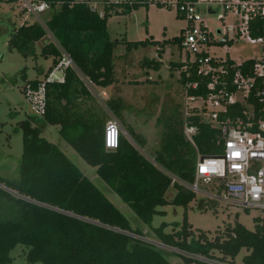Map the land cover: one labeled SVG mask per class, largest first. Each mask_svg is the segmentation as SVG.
I'll list each match as a JSON object with an SVG mask.
<instances>
[{"label":"trees","instance_id":"obj_1","mask_svg":"<svg viewBox=\"0 0 264 264\" xmlns=\"http://www.w3.org/2000/svg\"><path fill=\"white\" fill-rule=\"evenodd\" d=\"M0 1L18 4V0ZM37 1L50 6L49 19L42 23L36 19L32 24L14 28L9 47L25 58H52V64L45 73L39 71L35 80H27L23 93L26 85L36 86L47 76L61 56L60 48L71 56L77 70L68 69L62 84H46L42 125L36 119L16 123V130L22 135V155L11 160L6 175L0 172V264H13L11 253L20 245L27 249L29 264H172L164 249L134 238L146 236L58 145L42 136L45 125L60 126L61 135L71 148L88 166L96 169L98 179L147 227L152 226L154 215L166 214L161 210L163 207L171 205L185 209L183 222L177 223L172 232L165 231L166 223L158 228L151 227L158 242L221 264H236L245 250L247 255L242 264H264V219L256 218L254 231L236 222L228 225L223 235L211 239L202 230L194 231L188 221V208L197 201V195L173 183V176L194 182L198 154H222V135L214 123L199 115L186 118L189 125L198 129L195 148L186 140L182 129H178V122L173 121L165 132L164 145L154 153L152 161L140 151L146 148L145 139L125 121L124 100L121 97L108 99L105 102L107 113L93 98L85 82L102 88L118 83L114 51L121 44L128 53L157 46L161 57L165 43L113 41L109 37L108 20L113 14H129L142 6L112 5L100 18L90 12V0ZM50 35L56 42L49 38ZM173 42L180 44L181 37ZM232 65L237 64L231 59L212 63L213 68L224 66L229 74ZM250 65L253 61L245 60L239 67L246 69ZM140 66L158 71L162 63L144 59ZM170 68L180 72L184 86L187 82L198 84L197 88L189 89L187 95L209 97L211 91L207 87L215 72L200 74L197 63L184 61L171 62ZM220 81L221 76L218 77ZM228 86V92L235 91L231 84ZM254 103L259 106L256 100ZM242 111L238 103L229 105L220 119L236 118ZM110 114L126 126L120 135L118 149L114 151L104 146V130ZM182 253L187 263L208 264Z\"/></svg>","mask_w":264,"mask_h":264},{"label":"rangeland","instance_id":"obj_2","mask_svg":"<svg viewBox=\"0 0 264 264\" xmlns=\"http://www.w3.org/2000/svg\"><path fill=\"white\" fill-rule=\"evenodd\" d=\"M49 17L48 12L36 17L21 10L18 4L0 1V172L3 175H6L11 160L19 159L22 155V135L19 130H16V123L24 119H36V122L42 125L43 121L41 116L35 115L31 110L22 91L23 86L27 80H35L39 71L45 73L52 64V58L39 57L35 60L31 57H23L17 50L12 51L9 47L10 35L14 28L23 24H32L36 19L42 23ZM232 25V21H227L225 27H232ZM218 26L219 23L216 21L211 23L212 28ZM185 27V20L179 18L174 9L153 5L141 7L129 14H113L108 20L107 31L113 41L123 39L130 42L153 40L165 43L161 57H159V47L157 46L142 47L128 53L124 44L118 45L114 51V63L116 77L123 80V84H114L108 89V92H113L123 98L126 104V109L123 111L126 123L133 126L138 135L145 139L144 152L150 157L153 152L161 150L167 127L171 126L173 121L178 122V129H182L186 123L185 112L189 106L187 105L186 89L180 81V72L172 71L170 68L171 62L180 63L186 57L179 44L173 42ZM50 37L53 38L51 35ZM37 51L39 53L38 47ZM227 52L233 59L255 54L254 49L246 45L231 50L226 49L225 46L215 49L217 55H224ZM144 59L160 61L162 67L159 71L143 69L140 65ZM40 77L42 79L43 76ZM93 88L96 89L95 86L91 87V89ZM95 91L93 94L99 100ZM194 105L190 104V107ZM109 119L113 118L109 117ZM125 128L126 126L123 124V129ZM60 129L58 126L45 125L42 136L49 142L58 145L84 174L91 179L94 178L92 174L94 169L88 166L73 149L69 148ZM92 181L128 217L135 228L143 231L147 239L157 241L152 228H158L162 223L168 224L165 231L169 233L174 230L177 223L183 222L185 209L170 205L161 208L166 214L153 216L152 228L147 227L102 180L94 181L92 179ZM221 184L214 180L209 184L202 182L200 187L215 192ZM218 197L222 200H210L197 196V201L191 203L187 216L194 231L202 230L207 233L209 238L214 239L217 235H223L228 225L238 222L248 230L254 231L257 224L256 218L264 219V212L261 210L246 209L227 201L224 193ZM26 252L25 247L21 245L16 247L11 253L14 259L13 264H29ZM164 253L172 264H202L200 262H185L180 255L182 252L177 249L166 247ZM182 254L191 257V255ZM246 255L247 252L242 251L236 259V264H242V259ZM192 258L208 264H221L203 257Z\"/></svg>","mask_w":264,"mask_h":264},{"label":"built area","instance_id":"obj_3","mask_svg":"<svg viewBox=\"0 0 264 264\" xmlns=\"http://www.w3.org/2000/svg\"><path fill=\"white\" fill-rule=\"evenodd\" d=\"M18 5L21 10L36 17L48 12L50 8L47 3L37 0H18ZM112 5H153L174 9L178 17L186 22V27L179 36V47L186 54L183 61L197 63L200 66V74L216 73L207 87L211 91L208 98L187 95V91L197 88L198 84L185 83L189 105L185 117L199 115L213 122L221 132L223 152L210 156L203 162L200 161L202 156L198 154L194 182L188 183L173 176V183H178L195 195L210 200H222L218 195L224 193L227 201L246 209L264 212V0H101L90 3V12L103 18L105 9ZM213 21L218 22L219 26L212 28ZM227 21L233 22L232 27H225ZM243 45L253 48L255 54L239 59L230 57L229 52L224 55L215 54L216 48L225 46L231 50ZM60 52L58 62L47 76L36 86L28 84L24 88L25 99L35 115L42 117L46 111V84H62L68 69L77 70L71 56L63 48H60ZM228 59L238 65H232L231 74L224 66L212 67L213 62H226ZM245 60L253 61V65L246 69L239 67ZM219 76L222 78L220 83ZM217 83L220 86L218 90ZM229 84L235 91L228 92ZM255 100L258 107L254 103ZM237 103L243 107L242 114L233 119L226 117L221 120L220 117L226 113L227 106ZM190 104L195 105L190 107ZM122 132L117 119L113 118L107 122L104 130L106 150L118 149ZM182 132L186 140L197 148L195 139L198 129L189 125L187 119ZM214 180L222 183L215 192L201 189L202 182L209 184ZM134 238L158 248L167 247L146 237Z\"/></svg>","mask_w":264,"mask_h":264},{"label":"crops","instance_id":"obj_4","mask_svg":"<svg viewBox=\"0 0 264 264\" xmlns=\"http://www.w3.org/2000/svg\"><path fill=\"white\" fill-rule=\"evenodd\" d=\"M78 1H80V0H78ZM162 67V66H161ZM149 71H152V70H150V69H148ZM154 71H156V70H154ZM159 71V70H158ZM115 73H116V66H115ZM43 78V77H42ZM83 78V77H82ZM117 78V77H116ZM41 79V78H40ZM84 79V78H83ZM118 79V83H116V84H120V83H122L123 82V80H121L119 77L117 78ZM85 82L87 83V85H88V87H89V90L91 91V93H92V96H93V98L96 100V102L103 108V110L104 111H106L107 113H109V111H108V109L106 108V106H105V102L108 100V99H111V98H118V97H121V96H118L117 94L115 95V93H113V92H108V89L110 88V87H108V88H102V87H97V86H95V85H93V84H91V83H89L88 81H86L85 80ZM126 82H128L127 80H126ZM123 84V83H122ZM114 85V84H113ZM93 86H95L96 87V89H91V87H93ZM94 90H96L95 91V93L98 95V97H99V100L94 96V94H93V91ZM118 91V90H117ZM117 93V92H116ZM122 98V97H121ZM123 99V98H122ZM126 109V108H125ZM124 116V115H123ZM110 117H112V118H114L111 114H110ZM124 118H125V116H124ZM116 119V118H115ZM110 119L108 118V120H107V122L109 121ZM125 121H126V119H125ZM119 122V121H118ZM120 123V122H119ZM120 126H121V128H122V130L124 131V129H123V125L120 123ZM58 127H60V126H58ZM133 127V126H132ZM61 128V127H60ZM134 128V127H133ZM135 130V129H134ZM136 132V131H135ZM60 133V132H59ZM137 133V132H136ZM71 134H74V131H72V133ZM138 134V133H137ZM67 142V141H66ZM68 143V142H67ZM54 144V143H53ZM68 146H69V148H71V146L69 145V143H68ZM61 149V148H60ZM72 149V148H71ZM62 150V149H61ZM63 151V150H62ZM140 151L142 152V154L145 156V157H147V158H149V159H151V157L154 155V153L155 152H153V154H152V156L150 157L146 152H144L145 151V149L144 150H142V149H140ZM64 152V151H63ZM65 153V152H64ZM152 153V152H151ZM66 154V153H65ZM67 155V154H66ZM152 160V159H151ZM153 161V160H152ZM94 169V168H93ZM84 173V172H83ZM93 175H94V178H92L94 181H96L97 179H98V177H97V174H96V169H94V171H93V173H92ZM86 175V174H85ZM87 176V175H86ZM88 177V176H87ZM89 178V177H88ZM91 181H92V179L91 178H89ZM170 198H173V194H172V192H170Z\"/></svg>","mask_w":264,"mask_h":264},{"label":"water","instance_id":"obj_5","mask_svg":"<svg viewBox=\"0 0 264 264\" xmlns=\"http://www.w3.org/2000/svg\"><path fill=\"white\" fill-rule=\"evenodd\" d=\"M210 156H202L200 161L203 162L204 159L209 158Z\"/></svg>","mask_w":264,"mask_h":264}]
</instances>
